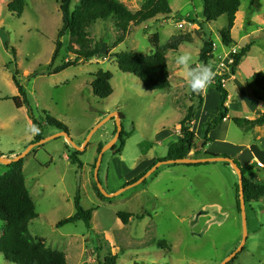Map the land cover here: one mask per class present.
I'll return each instance as SVG.
<instances>
[{"label":"rangeland","instance_id":"obj_1","mask_svg":"<svg viewBox=\"0 0 264 264\" xmlns=\"http://www.w3.org/2000/svg\"><path fill=\"white\" fill-rule=\"evenodd\" d=\"M12 1L0 0V155H20L27 151L34 136L32 119L41 124L45 116L56 119L67 128V134L77 146H81L90 131L99 125L79 157L80 169L67 158L73 148L64 137L32 148L23 158L25 186L38 215L29 224L31 236L44 241L51 250L64 253L67 264H104V258L109 255H116V264H220L230 257L242 239L241 218L235 208L233 191L234 186L238 188L239 185L237 176H230L231 170L223 162L199 167L164 164L141 184L115 197L101 198L92 188L96 150L98 144L105 145L114 137L116 122L108 117L118 113L121 129L130 133V137L125 140L120 156L112 158L109 151L104 153L98 180L107 194L118 192L141 174L147 161L167 156L169 146L178 140L177 128L190 105L187 76L175 61L179 55L187 53L192 57V65H198L203 34L215 45L214 58L208 67L214 72L220 67L222 70L215 76L213 86L201 92L202 106L191 125L196 144L202 126L217 115V77L232 62V53L249 43L252 48L239 65V92L233 81L225 82L224 88L231 96L230 117L244 118L247 115L243 112L254 117L256 108L243 106L241 98L244 95L252 98L249 93L257 92L248 79L251 71H264V0H240L231 31L239 48L235 47L231 53L222 46L219 37V31L227 26L225 16L208 24L201 32L196 24L175 19H197L201 0H168L172 10L168 18L158 16L139 26L130 25L124 40L115 48L119 29L111 20L97 22L89 29V37L94 43L101 40L100 53L106 57L51 76L47 69L61 28V0H23L20 16L7 10ZM77 1L73 0L71 9ZM119 1L134 14L146 0ZM153 34L159 36V48L177 44L176 51L166 53L170 88L162 92L146 91L138 78L121 73L115 60L110 58L125 52L150 55L154 51L149 42ZM65 56L63 49L53 68L59 67ZM10 61L15 64L28 103L20 109L11 100L19 94L11 72L5 68ZM98 70L112 74V94L102 100L94 97L91 90L92 75ZM43 130L44 138L58 133L53 127ZM261 131H264L263 126L251 132L247 127L231 123L228 138L236 144H255L257 157L264 162V148L254 141L261 136ZM199 152L196 155L191 151L188 157H204L203 150ZM7 170V166L0 163V176ZM254 171L257 174L250 179L264 185V170L254 168ZM77 192L81 206L85 210L94 209L91 229H86L80 221L57 228L59 221L73 216V199ZM118 212L143 219L133 218L123 225L116 217ZM245 213L244 249L227 264H264V198L258 203L247 204ZM3 226L0 221V235ZM160 241H164L166 247L159 248ZM0 264L11 263L0 253Z\"/></svg>","mask_w":264,"mask_h":264},{"label":"trees","instance_id":"obj_2","mask_svg":"<svg viewBox=\"0 0 264 264\" xmlns=\"http://www.w3.org/2000/svg\"><path fill=\"white\" fill-rule=\"evenodd\" d=\"M73 0H61V28L57 33L54 42V51L51 57V63L47 69V74L58 75L70 68L77 67L81 63L95 60H101L106 57L100 53L101 40L93 42L89 37V29L97 22H107L111 20L115 28L120 31V36L117 37L116 44L122 42L130 25L139 26L142 23L153 20L158 16L168 18L172 14V10L168 0H146L141 8L134 14L129 12L119 0H78L74 8L71 9ZM7 10L10 13L21 15L24 9L23 0H13L7 5ZM240 0H201V11L197 19L191 17H175L180 18L191 24H196L199 30L203 32L205 26L217 21L220 17L225 16L227 26L219 31L221 44L224 48L233 50L237 47L235 41L231 37V31L235 25L236 15L239 12ZM68 40H62L63 38ZM203 34V45L198 55V65L193 67L208 66L214 58L215 45L211 39H206ZM150 44L154 51L143 56L135 52H125L111 55L117 65V69L124 74H130L138 78L143 87L148 92H162L170 88L169 84V67L167 65V51H176L177 44H170L163 48H159V36L153 34L149 38ZM252 45L246 44L231 55L232 62L225 68L224 72L217 77L215 90L219 95L216 117L202 126L201 135L198 138V144L195 142V134L191 131V125L196 112L201 108L203 97L202 93L193 94L189 92L190 105L187 107L182 120L179 123V136L175 143H172L165 158L155 160L141 174L128 182L125 186L130 185L140 179L155 163L168 160H181L188 157L191 151L199 155V150H204L205 147L212 142L208 139L210 132L215 130L223 120L227 118L228 108L227 91L225 90L222 79L228 75L234 76L242 59L249 53ZM65 50L66 59L59 67L53 68V63L59 56L61 50ZM15 58V51L11 50ZM72 58L73 59H68ZM5 68L11 72V79L15 85L19 96L13 97L11 100L17 109L27 105L26 95L23 86L17 78V70L15 64L10 61ZM36 73H34V76ZM91 83V90L94 97L102 100L112 94L110 81L112 74L108 71L98 70L94 73ZM254 88L257 92H252L253 99L264 104V74L261 71L252 74L251 79ZM121 118V117H120ZM232 123L237 127H247L253 129L255 127L264 126V113L257 119L249 121L247 119L236 118L232 119ZM32 128L35 126L39 131L34 133L33 140L29 143H38L44 139V128L53 127L57 131L68 133L67 128L56 119L45 116L44 122L38 123L32 119ZM116 132L114 129L113 135ZM130 137V133H126L121 129L118 142L109 150V154L113 157L120 156L125 140ZM196 144V145H195ZM104 144H98L96 153L98 154ZM144 146V145H143ZM83 153L72 150L68 154V159L71 164H75L79 169L82 163L79 159ZM204 157L217 156L215 154L204 152ZM1 156V155H0ZM17 156V155H16ZM104 156V155H103ZM220 157L230 158L227 155H219ZM240 168L242 173L243 194L245 207L251 202L258 203L264 198V185L256 184L249 181L246 174L252 169V166H240L235 158H230ZM96 162V160H95ZM205 164L186 165L189 167L205 166ZM229 167L228 163H224ZM7 172L0 176V221L3 222V230L0 235V253L11 264H67L64 253L54 251L48 248L44 241L36 240L29 232V224L35 220L38 215L35 213V206L30 197V194L25 186L23 177V159L7 166ZM93 191L98 197L104 198L98 190L94 182ZM81 198L79 192L76 193L73 199L74 214L73 216L59 221L56 224L57 228L64 225L73 224L75 222H83L86 229H91L92 213L94 209L85 210L81 206ZM235 208L240 214L239 192L235 185ZM116 217L123 225H127L130 219L142 220L143 217L131 213L118 212ZM157 246L159 248L166 247L164 241H160ZM242 248L241 251H243ZM233 258L232 260H234ZM231 260V261H232ZM116 255H109L104 258V264H116ZM230 261V262H231ZM99 264V263H98Z\"/></svg>","mask_w":264,"mask_h":264},{"label":"water","instance_id":"obj_3","mask_svg":"<svg viewBox=\"0 0 264 264\" xmlns=\"http://www.w3.org/2000/svg\"><path fill=\"white\" fill-rule=\"evenodd\" d=\"M115 118V122H116V132L114 134V137L112 138V140L105 144L102 149L100 150V152L97 155L96 158V162H95V167H94V181L96 183V186L98 188V190L100 191V193L104 196V197H108V198H112L117 196L119 193L125 191L126 189H129L137 184H141L147 177H149L159 166L164 165V164H184V165H196V164H205V163H213V162H223V163H228L229 166L231 167V169L234 171V173L236 174L237 178H238V192H239V204H240V218H241V226H242V239H241V243L240 246L238 247V249L228 258H226L223 262H221L220 264H227L229 261H231L235 255L240 252L242 250V248L244 247L246 238H247V220H246V213H245V200H244V194H243V184H242V173L240 168L233 162L232 159L230 158H224V157H220V156H209V157H202V158H185V159H181V160H168V161H161V162H157L155 163L140 179H138L136 182L127 185L125 187H123L122 189H120L118 192L112 193V194H107L105 192V190L102 188L99 180H98V169L101 165V161L103 158L104 153H106L107 151H109L118 141L120 132H121V125H120V116L118 113H112L108 119H113ZM99 126V125H98ZM97 126V127H98ZM95 127L94 129H92L90 131V133L88 134L87 139L84 141V143L81 146H77L76 144H74V142L71 140V138L69 137V135L66 132H61L58 131V133H56L55 135H52L50 137H46L44 139H42L41 141H39L38 143L35 144H31L28 146L27 151H24L23 153H21L20 155H17L16 157L13 158H5V157H0V163L4 166H9L12 163L18 162L19 160H22L28 153L29 151L36 147V146H40L43 145L44 143H46L49 140H52L54 138L57 137H64L65 140L67 141V143L76 151L83 153L86 149L87 143L89 138L91 137V135L94 133L95 129L97 128ZM80 172H78L79 174Z\"/></svg>","mask_w":264,"mask_h":264},{"label":"crops","instance_id":"obj_4","mask_svg":"<svg viewBox=\"0 0 264 264\" xmlns=\"http://www.w3.org/2000/svg\"><path fill=\"white\" fill-rule=\"evenodd\" d=\"M235 22H236V20H235ZM232 51L233 50H231L230 53ZM222 53H224V52H222ZM227 53H229V52H227ZM217 55H219V54H217ZM221 56H223V57L225 56V58L227 57L226 54H223V55L221 54ZM217 59L221 60L220 58H217ZM221 61H220V63H221ZM220 70H222L221 67H220ZM220 70H215V74H216L215 76L220 74ZM259 71L264 73V71H262V70H259ZM239 73H240V68L238 67V70H237V72L235 73L234 76L228 75V76L224 77L222 79L223 86H225V82L227 83L229 81H233V82H235V89L237 90V92H239V87H238V84H237L238 80H240L237 77ZM253 73H255V72L252 70L251 73L249 74V78L248 79H251V76H252ZM227 94H228L227 102H226V105H227V108H228L227 118L225 120H223V122H221V124L215 130H213L212 132L209 133L208 139L212 140V142L206 146V148L203 150V152H209V153L215 154L217 156H219V155H227L230 158H235L239 162L240 166H246V165L252 166V169L248 171V173L246 174V177H247V179L249 181L253 182V180H251L250 177L254 178L255 174H257V172L254 171V168H257L258 170H264V162H261L259 160V157H257V151L258 150H257V148H256L257 146L255 144H253V143H251V144H244V143L236 144V143L231 142L229 140L228 132H229V129H230V125L232 123V119H236V118H232L229 115V112H230L229 103L231 101V96L229 95V93H227ZM251 94H252V92H251ZM251 94L249 93V97H252ZM241 100H242V105L243 106H245V107H248V106L255 107L256 108V112H257V114L254 115V117L248 116V114H249L248 112H243L247 116H244V118H242V119H247L249 121H253V120L259 118L264 113V104L262 102H259V101L255 100L253 98H248L245 95L242 96ZM256 130H257V127L251 129V132H253V131L256 132ZM178 132H179V126L177 128V133ZM212 134H217V135L214 137V136H212ZM178 136H179V133H178ZM254 139H255L254 140L255 142H257V141L260 142L259 146L261 148H264V131H261V136L255 137ZM13 156H16V155H10V156H6V155H3V154L1 155V157H5V158H13ZM157 159H151V160L147 161L146 162L147 165H145L146 168H148ZM257 163H261L263 168H258L256 166ZM229 168L231 170V173H229L230 176H236V174L234 173V171L231 169L230 166H229ZM233 191L235 193V186H234V190Z\"/></svg>","mask_w":264,"mask_h":264},{"label":"clouds","instance_id":"obj_5","mask_svg":"<svg viewBox=\"0 0 264 264\" xmlns=\"http://www.w3.org/2000/svg\"><path fill=\"white\" fill-rule=\"evenodd\" d=\"M175 63L182 67L187 76L188 88L193 94H199L212 85L215 72L208 66L193 67L192 57L189 54L179 55ZM31 131L38 133L39 130L33 126Z\"/></svg>","mask_w":264,"mask_h":264},{"label":"built area","instance_id":"obj_6","mask_svg":"<svg viewBox=\"0 0 264 264\" xmlns=\"http://www.w3.org/2000/svg\"><path fill=\"white\" fill-rule=\"evenodd\" d=\"M256 166H257L258 168H263V166H262L261 163H257Z\"/></svg>","mask_w":264,"mask_h":264},{"label":"flooded vegetation","instance_id":"obj_7","mask_svg":"<svg viewBox=\"0 0 264 264\" xmlns=\"http://www.w3.org/2000/svg\"><path fill=\"white\" fill-rule=\"evenodd\" d=\"M113 119H115V118H113ZM35 144V143H34ZM31 145V144H30Z\"/></svg>","mask_w":264,"mask_h":264}]
</instances>
